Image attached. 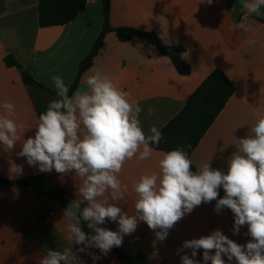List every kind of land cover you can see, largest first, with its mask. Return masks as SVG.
I'll list each match as a JSON object with an SVG mask.
<instances>
[{"label":"crops","instance_id":"0c3cea01","mask_svg":"<svg viewBox=\"0 0 264 264\" xmlns=\"http://www.w3.org/2000/svg\"><path fill=\"white\" fill-rule=\"evenodd\" d=\"M245 2L213 0L209 5L206 0H111L112 28L155 33L168 51L182 50L180 57L190 66L191 74L180 75L171 59L146 40L135 37L121 42L116 32H109L104 47L81 76L77 88L85 87L90 69L102 70L118 88L129 93L133 104L142 108L139 120L147 136L152 126L164 128L183 110L204 80L213 71L221 70L235 93L190 159L196 170L209 162L213 169L226 172L228 161L237 150V139L251 135L256 121L264 116V7L259 15L250 14ZM38 5L39 0H0V115L5 112L3 104L12 103L13 118L24 139L33 135L39 115L58 98L51 77H63L71 89L104 20L101 0H86L85 10L74 21L42 28ZM240 24L248 30L237 27ZM9 55L35 78L36 85L24 84L21 70L5 64ZM150 108L155 111L149 113ZM19 151V143L14 150L0 145V179L30 182L25 186H0V264H38L49 249L62 251L68 247L84 264H93L90 255L79 253L80 246L67 239L66 225L72 221L64 217L66 207L51 196L62 197L68 206L78 198L81 181L74 173L40 172L29 166L25 158L18 157ZM162 153L165 152L154 149L147 160L134 157L126 161L119 174L126 186L124 199L112 201L106 193L109 202L116 203L129 215H138L134 208L137 199L134 184L141 175L160 171L158 162ZM15 165L23 166L22 175L13 173ZM219 196H224L222 188ZM215 203L194 208L169 230L163 241L157 240L154 231L138 219L137 230L124 236L122 246L114 248L125 255L142 253L151 264H181V255L185 254L183 241L209 235L217 229L244 245L251 239L246 235L247 226L233 235L232 212L224 208L218 214ZM85 206L86 202L81 205ZM100 226L113 231L118 227L111 221ZM87 251L100 254L94 248ZM196 259L202 261V250ZM96 264L124 263L111 250Z\"/></svg>","mask_w":264,"mask_h":264},{"label":"clouds","instance_id":"9594fccd","mask_svg":"<svg viewBox=\"0 0 264 264\" xmlns=\"http://www.w3.org/2000/svg\"><path fill=\"white\" fill-rule=\"evenodd\" d=\"M211 5L213 0H206ZM250 14H260L264 0H246ZM237 27L248 29L240 24ZM254 43V42H253ZM84 88L69 95V85L61 76H52L51 84L57 94L35 122L34 133L24 139L15 116V106L5 102L0 115V145L14 150L20 144L18 157L40 172L61 175L74 173L81 183L78 198L64 210L67 239L79 245V253L91 256L93 264L106 257L123 238L137 230L138 219L153 230L159 241L186 214L201 204L215 203L219 214L229 209L234 218L233 235L247 226L250 236L241 245L217 229L209 235L182 243L181 264H264V116L251 129V135L237 139V150L228 161L227 171L213 169L209 162L198 170L182 148L162 153L159 172L143 174L134 184L137 194L134 208L138 215L125 213L112 201L124 199L126 186L119 178L126 161L151 157L163 139L161 130L150 128L144 133L139 114L142 108L133 104L129 93L118 88L100 69H90ZM154 109H149L153 113ZM22 141V143H20ZM14 174L22 175L23 166L15 165ZM224 196L220 197V189ZM87 206L81 207L83 203ZM107 221L118 225L117 230L101 227ZM86 222L91 233L86 232ZM98 249L99 255L88 252ZM190 250V254L188 251ZM202 250V261L197 253ZM181 250L178 249V254ZM225 257L227 259H225ZM38 264H84L71 247L62 251L49 249Z\"/></svg>","mask_w":264,"mask_h":264},{"label":"trees","instance_id":"16d2710c","mask_svg":"<svg viewBox=\"0 0 264 264\" xmlns=\"http://www.w3.org/2000/svg\"><path fill=\"white\" fill-rule=\"evenodd\" d=\"M101 2L104 14L102 31L89 54L81 62L69 95L76 90L81 76L92 66L94 58L104 47V39L109 32H116L121 42H128L135 37L146 40L161 55L171 59L173 66L180 75L188 76L191 74L190 66L180 57L182 50L179 49L178 53L168 51L155 33L142 32L133 28H112L110 25L111 0H101ZM85 7L86 0H39V25L42 28L64 26L74 21L85 10ZM5 64L8 67H16L21 70L24 84H37L35 78L23 69L14 56H7ZM234 93L235 88L224 73L221 70L213 71L192 94L183 110L161 129L163 135L161 143L158 146L151 145V147L162 152L182 148L190 157ZM192 169L196 170L193 164ZM29 183V181L11 183L0 179V186L9 184L25 186ZM51 196L55 201L67 207L62 197L56 194H52ZM82 225L86 232L91 233V229L87 228L86 222H82ZM112 250L124 264H151L150 259L142 253L131 256L125 255L115 248Z\"/></svg>","mask_w":264,"mask_h":264},{"label":"water","instance_id":"95a60500","mask_svg":"<svg viewBox=\"0 0 264 264\" xmlns=\"http://www.w3.org/2000/svg\"><path fill=\"white\" fill-rule=\"evenodd\" d=\"M173 52H174V53H176V51H175V50H173Z\"/></svg>","mask_w":264,"mask_h":264}]
</instances>
